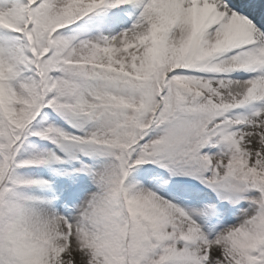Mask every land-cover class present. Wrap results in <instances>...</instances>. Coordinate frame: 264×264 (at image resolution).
<instances>
[{
  "label": "snow or ice",
  "instance_id": "6c2138e0",
  "mask_svg": "<svg viewBox=\"0 0 264 264\" xmlns=\"http://www.w3.org/2000/svg\"><path fill=\"white\" fill-rule=\"evenodd\" d=\"M0 264H264V0H0Z\"/></svg>",
  "mask_w": 264,
  "mask_h": 264
},
{
  "label": "rangeland",
  "instance_id": "374dc122",
  "mask_svg": "<svg viewBox=\"0 0 264 264\" xmlns=\"http://www.w3.org/2000/svg\"><path fill=\"white\" fill-rule=\"evenodd\" d=\"M46 111H48L49 113H50V119H52L53 117L55 118V122L57 123V124H59V125H61L62 127H64V128H66V129H68L69 131H73V129H71L69 126H68V124H66L60 117H58V116H56V114L55 113H52V112H50L48 109H46ZM29 140L32 142V144H35V145H37L36 144V142L33 140V139H31V138H29ZM42 145V144H41ZM43 147H41V148H54L55 146H53L52 144H44V145H42ZM22 151H24V149H22ZM21 151V152H22ZM215 151V150H214ZM22 155V154H21ZM58 166V165H57ZM58 168H61V167H59L58 166ZM57 168V169H58ZM20 171L21 172H23V173H25L26 175H30V176H35L34 175V171L31 169V168H24V169H20ZM54 174H57V172L55 171V170H51V168H49V170H48V172L47 171H40L39 172V175H37V176H35V177H42V178H44V179H47V180H49V179H54L53 178V176H54ZM89 183H91V180H89ZM173 188V187H172ZM175 188H180V187H175ZM34 191H39L38 189H33ZM169 190H171V188L169 189ZM204 193V195H205V197H206V199H208V198H210L211 199V201L212 202H215V200L211 197V194L212 193H210V192H203ZM163 194V193H162ZM172 194L173 195H175V192L173 191L172 192ZM179 203H182V204H191V201H189V200H184V199H181V200H179L178 201ZM226 223L227 222H230V221H225Z\"/></svg>",
  "mask_w": 264,
  "mask_h": 264
}]
</instances>
